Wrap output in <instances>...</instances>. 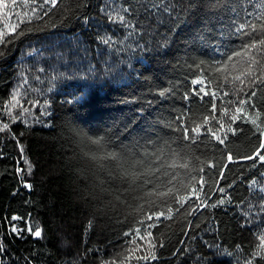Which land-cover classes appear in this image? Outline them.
I'll return each mask as SVG.
<instances>
[{
    "label": "trees",
    "instance_id": "1",
    "mask_svg": "<svg viewBox=\"0 0 264 264\" xmlns=\"http://www.w3.org/2000/svg\"><path fill=\"white\" fill-rule=\"evenodd\" d=\"M134 2L63 0L66 14L54 9L51 19L19 24L15 32L11 28L19 21L14 12L24 9L15 7L7 16L0 12V35L11 41L0 44V127L9 124L0 131V264H103L127 246L124 233L140 227L138 191L109 180L87 158L101 153L76 132L105 135L116 144L167 141L179 150L187 142L174 131V118L187 107L189 115L202 119L201 102L183 99L199 76L197 68L187 65L210 63L220 58L216 47L237 43L229 28L234 14L215 7V0H188L192 8L182 19L158 24L141 8L128 17L141 35L128 36L127 29L109 23L102 9ZM26 3L33 6L32 0ZM234 3L236 14L245 7L252 10V3L261 6L257 0ZM25 28L29 30L18 35ZM108 37L111 42L104 44L101 38ZM161 41L167 46L159 48ZM165 88L173 93L159 97L157 91ZM15 92L18 103L13 107L9 102ZM254 103L264 126V91L257 92ZM21 105L28 111L22 113ZM217 106L219 116V100ZM249 117L256 118L251 111ZM233 127L243 132L229 135V150L234 156L251 152L259 142L250 131L254 126L237 121ZM193 149L200 157L198 166H205L208 191L217 173L207 169V162L224 163L223 153L212 146ZM261 172L264 166L229 165L219 187L235 181L229 190L232 204L190 216L183 209L175 212L173 204V219L152 229L159 259L151 264H245L251 259L264 244V214L253 216L249 224L241 213L249 201L257 204L261 198L246 186L252 178L264 186ZM193 174L199 178L198 172ZM12 226L19 231L12 232ZM38 229L41 237L32 234ZM126 264L146 262L133 258ZM255 264L264 261L257 257Z\"/></svg>",
    "mask_w": 264,
    "mask_h": 264
},
{
    "label": "snow or ice",
    "instance_id": "2",
    "mask_svg": "<svg viewBox=\"0 0 264 264\" xmlns=\"http://www.w3.org/2000/svg\"><path fill=\"white\" fill-rule=\"evenodd\" d=\"M248 2L252 3V0ZM257 2L260 3V7L252 3V10L245 7L242 14H236L234 0H215V7L234 14L229 28L230 35L237 43L231 46L225 45L223 49L216 47L214 51L220 58L210 63L201 60L187 65L197 68L199 76L191 80V88L183 93V99L188 101L195 97L201 102L205 111L201 114V119V116L195 113L189 115L186 107L174 118V131L180 133L181 141L187 142L183 148L177 150L167 141L153 140L143 144L139 142L130 145L116 144L114 139H106L105 135L93 136L76 132L80 139L94 146V151L101 153L99 156L86 154L87 158L98 168L104 169L103 172L107 174L109 180H115L137 190L141 201L138 204V210L142 212V215L137 223L144 229L143 234L140 227L125 232L127 246L117 257L103 264H126L133 258L144 261L146 264L157 261L159 259L156 255L157 243L153 238L152 229L165 220L173 219V204L176 205L175 212L183 209V212L189 216L205 208L215 209L225 204H232L229 190L234 187L235 181L229 182L226 187H219L220 181L225 179V172L229 169V165L241 167L247 165L250 168L264 166V126L258 123L261 113L254 103L257 92L264 91V0H257ZM32 4L33 6L29 9L26 0H22L19 5L17 0H0V12H3L5 16L13 13L15 7L24 9L22 13L14 12L19 23L11 28L12 32H15L19 24L32 25L34 20L43 21L45 17L51 19L49 14L54 9L57 11L63 9L65 14L67 12L63 0H32ZM58 4L60 8H57ZM141 8L146 16L154 17L158 24H163L165 19L168 21L182 19L184 14L191 10L192 4L188 0H135L134 3H129L122 8L110 10V6H106L102 12L109 23L121 25L128 30V36H133L141 35V31L128 17L134 16ZM83 20L87 23L88 17H83ZM141 28H144V25H141ZM28 30L25 28L18 35H24ZM101 39L104 44L111 42L110 37ZM164 39L165 41L168 39L167 35ZM10 42L5 41L0 35V44ZM157 46L164 48L167 45L161 41ZM197 85L199 87H196ZM172 93V88H165L158 90L156 94L159 97H167ZM17 95H19L18 92L13 93V99L9 102L13 107L18 103ZM226 97L229 99L226 100ZM218 100L220 101L219 116H217ZM21 108L22 113L28 111L22 105ZM5 110L8 115H11L7 105ZM249 111L255 115V119L249 117ZM237 121L241 124L253 125L250 131L259 142L251 152L237 153L234 156L229 150L231 143L229 135L235 137L243 132V128L233 127ZM8 128L9 124L4 123L0 131ZM201 136L204 137L203 140L200 139ZM194 145L197 149L201 145L212 146L223 153L224 163L218 165L212 161L207 162V169L215 170L217 173L216 184H209L208 191H205L204 187L207 183L204 175L205 166H198L200 157L195 155ZM193 160L197 163L191 164ZM248 162L251 163L248 164ZM197 172L199 178L193 174ZM259 175L264 179V172ZM25 186L31 188L30 184ZM246 186L250 192L261 194L257 204L249 201L247 211L241 213L245 221L250 224L253 216L264 214V186L260 185L255 178L247 181ZM214 195L216 199H213ZM145 204L148 206L147 209ZM13 219L19 218L13 217ZM11 230L19 231L15 226H12ZM28 231L32 232L31 227ZM32 234L35 237H41L42 232L38 229ZM137 240L140 243H137ZM159 247H164L163 241L159 242ZM2 252L3 248L0 246V254ZM137 253L143 254L137 255ZM257 257L264 261V244L258 246L257 251L252 253V258L245 260V264H255Z\"/></svg>",
    "mask_w": 264,
    "mask_h": 264
}]
</instances>
